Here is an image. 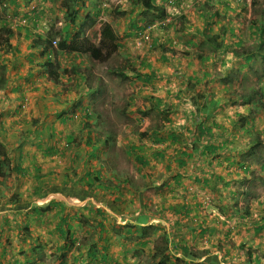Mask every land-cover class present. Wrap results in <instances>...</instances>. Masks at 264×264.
Here are the masks:
<instances>
[{"label":"rangeland","instance_id":"1","mask_svg":"<svg viewBox=\"0 0 264 264\" xmlns=\"http://www.w3.org/2000/svg\"><path fill=\"white\" fill-rule=\"evenodd\" d=\"M205 1L216 6V16H211L208 21L203 20L202 17L190 20L175 17L171 27L166 31L153 28L157 35L153 37L156 44L150 50L147 45L136 42V37L128 38L126 41H124L125 37H122L120 42L119 39L117 41L119 47L111 55L102 61L90 59V62H93L90 67L92 74L85 79L80 77L84 73V63L78 65V60H76L80 74L77 76L78 79L71 68L75 64L69 57H61L57 62H54L56 73L59 77L63 75L66 80L63 85L70 86L69 89L71 92L73 91L66 99L70 101L74 99L78 103L76 102L74 113L76 117H69V120L63 124L66 133H60L63 136L55 143L58 146L54 147L59 156L58 161L55 162L58 172L57 176L52 175L51 177H55L56 181L53 182L54 185L46 187L41 198H38L37 204L44 206L53 201L52 199L55 197L59 196L62 199L64 196L52 194L53 191L68 194L69 196L64 197L65 201L60 206L62 210L57 207L44 212L43 220L48 221L52 226L58 220L56 212H62L63 215L68 216L67 222L75 231V239L68 241L58 239L55 234L49 233V229H51L49 226L40 232L38 230L39 238H46L51 247L68 245L67 251L61 249L47 254L48 264H50L51 256H56L54 259H61L59 253H64L63 250L66 252V259L71 264H88L89 261L92 264H99V255L109 254L108 250L103 252L104 249H100L99 245L105 246L111 243H115L118 247L120 243H125L124 247L130 252L140 253L139 257L147 254L146 246L149 244L150 254L143 255L139 264L161 262L168 251L169 254L176 253L179 258L174 259V264H264V227L257 231H250L249 227L256 229L258 227L254 226L256 224L252 222H246L248 227L244 229V232L237 231L241 225L238 224L240 219L233 218L232 215L239 214L240 211L246 214L248 211L237 209L228 214V208H225L226 211L221 210L223 214L227 215L218 211L222 199L229 196L228 192L237 190L235 180L239 181L244 176H250L252 182L257 184L254 187V192L258 193L257 196L249 199L250 218L264 224V191L260 190L261 186L264 187V177L260 181L256 176L259 171L257 166L264 160V144L258 150L255 145H248L251 143L252 136L253 138H264V121L260 126H256L252 135L236 132L237 135L230 147H221L219 152L214 155L201 158L200 152L194 153L188 158L183 156L186 161L184 167H178L176 163V151L179 155V149L183 147H187L189 151L192 148L200 149L201 143L195 130L196 121L190 122L189 128L191 129H187L185 126L188 124L183 120L184 114L200 112V102H198L200 98L197 97V93H193L189 106L185 108L186 105L182 104L184 101L181 99V93L177 92V89L190 83L184 73L188 62V58L184 56L186 51L192 53L190 57L193 58L189 59L193 60L195 64L198 61L197 65H200V60L196 58L199 48L200 52L206 54L211 50L221 48L215 53L211 52L209 60L211 69L207 71L209 76L212 74L220 79L226 75H232V80L229 83L230 89L234 87V89L240 90L242 86L245 89L253 87L255 84L259 85L264 81V57L247 62L245 55H242L243 53L249 54L251 47L255 44V39L258 41L257 35L251 29L253 27L252 20L254 15L264 14V0H189L187 6L193 5L192 10L196 13L197 4L205 3ZM45 11H48L47 14L50 13L46 6H39L40 13L47 15ZM121 12L122 10L115 0L108 1L106 17L109 22L101 17L102 21H99L91 30L90 40L95 46H99L100 27L104 23H109L113 27L115 22L113 19L116 16H123L124 13L121 14ZM59 13L60 11L52 12L48 17L53 20L57 19L58 15L59 17L64 16V13ZM161 14L158 11L153 16ZM79 18L80 22L77 21V25H74L76 28H69L68 35H73L81 29L80 25L85 16L82 15ZM141 18L140 23H143L146 17ZM14 22L17 23L18 20ZM20 25L22 26V24ZM62 27L54 29L58 30L56 36L59 37V40L63 33V30L60 29ZM113 30L119 38L124 26L120 24L116 31L114 28ZM200 31L206 33L205 38L211 39L214 43L207 40L200 43ZM195 45H200V47ZM6 48L9 49L5 43H0V84L2 85L0 100L6 96V89L3 86L6 87L10 80L8 61L12 64L13 60L12 56L9 58L3 56ZM218 52L220 53L217 56ZM102 54H105V50L102 51ZM76 69L78 68L76 67ZM46 77L51 78L48 74ZM46 77L45 79H47ZM44 85H46L45 81ZM60 87L62 89V84ZM45 89H48V92L44 93L43 98L47 102V99L50 98L49 95L54 93L49 91L51 88ZM27 105L24 101L21 108L25 109ZM3 107L0 103V109ZM72 107L73 103L68 108L69 112ZM244 107L241 109L243 110ZM86 108L89 109V114L96 112L103 114L105 121L98 122L94 119L92 123L93 125L98 124L99 130L107 131L108 137H110L108 147L104 146L97 150L99 159L93 161L88 160L87 153L90 150V147L86 145L89 140L87 135L89 124H86L87 118L83 115ZM233 110L234 106H226L221 113L224 115ZM256 114L264 117V105H258ZM168 130H174L176 135H179V145H177L178 140L174 143L159 141V139L165 140ZM97 133L92 131V140ZM61 143H68V146ZM51 147L52 145L49 147L48 144L46 150ZM148 147H154L159 151L166 150L167 158L160 159L162 164L156 167L139 170L135 158L146 152ZM246 147L252 148L256 153L249 155L243 152L242 149ZM172 148L177 149L173 150ZM170 155L173 157L171 158ZM211 158L213 161L209 162ZM243 158L244 160H241ZM215 160L222 163L218 166L220 173L222 175L229 174L232 178L224 176L219 182L220 187L214 173L211 172L212 169L207 166V164L215 166ZM107 161L110 162V168L106 167ZM238 161L249 166L247 172L237 167L226 169L229 163ZM90 166L93 170L99 169L101 175L99 178L93 175L91 182L85 180L84 177L85 168L88 171ZM167 166H170V170ZM9 168L10 163L4 162L1 165L0 173L3 171L5 175L2 176L3 181H8L11 178L8 175ZM206 171H210L211 174ZM262 173L264 175V171ZM48 178L50 181V176ZM201 179H209V182H200ZM10 183L8 187L11 186ZM40 185L43 183L38 181V186ZM123 191L126 195L124 197ZM85 194L93 198V203L85 200L87 197H84ZM188 203L190 206L187 207L190 213L189 210H187V214L180 213L179 211H182ZM109 206L114 208H109L110 212H107L104 207ZM55 209L58 210L55 212ZM67 209L69 212H65ZM160 213L163 214L162 217L159 216ZM76 214L86 217L85 225L79 222ZM205 214L216 215L214 220L225 229V232L204 233L205 235L200 233V236L204 235L200 237V243L197 242L189 246L191 247L190 253L183 252L176 243V225H185L188 231L185 236L190 239L194 234L193 226L200 224V217ZM166 217L170 218L166 219ZM99 223L103 224L102 227ZM137 228L139 231H136ZM189 230H191V236ZM97 231L101 232V237H98ZM4 238L6 237L2 231L0 242ZM192 240L195 242L194 239ZM72 241H74L73 245L69 247ZM46 248L48 247L46 246ZM90 248H93L96 256L89 255V251H92ZM21 251L19 250L18 253ZM38 256L40 262L46 261L44 252L40 251ZM128 263L126 262V264Z\"/></svg>","mask_w":264,"mask_h":264},{"label":"crops","instance_id":"2","mask_svg":"<svg viewBox=\"0 0 264 264\" xmlns=\"http://www.w3.org/2000/svg\"><path fill=\"white\" fill-rule=\"evenodd\" d=\"M66 1L67 0H0V33H4L7 29H9L11 32L9 43L11 45L13 44L11 49L6 48L5 53L3 52V56L5 58L12 56L13 60L12 64L8 61V69L11 74L10 80L8 81L6 87L3 86V88L6 89V96L0 100V103L4 106L3 109H0V169L4 162L10 163L8 175L11 177L10 180L8 179V181H3L2 176L5 175L3 171L0 173L3 174L0 175V234L3 231L6 237L0 242V264H48L47 254H52L53 251L57 252L61 249H66L67 251L66 245L63 247H51L46 238H39L38 230L40 232L49 226L51 227V229H49V233H53L52 235L55 234V236L60 239L59 233L56 231V223L63 214L62 212H56L58 209L60 210V208L55 209L58 220L52 225L53 227L48 221L43 220V213L39 216L41 222H38V207L41 208L43 205L41 206L37 203L39 200L38 198L43 195L46 187L48 185H54L53 182L56 181V179L51 176H57L56 174L58 172L55 162L58 161L57 159L59 156L56 152H51L53 151L52 148L46 150V146L49 144L50 147V145L55 144V139L61 138L63 136L61 134L66 133V129L63 124L69 120L68 118L71 114L73 116L76 111L75 107L77 106L78 101H75L74 99H71L72 101L66 99L70 96L69 94L73 93V91L71 92V89H69L70 86L68 87L63 85V82L66 81L65 78H63V75H60L58 78L59 82L58 80L54 82L46 77L47 72L43 63L46 58H48L50 48L45 53L42 52L40 48L37 47L36 49L32 46L37 37H43L49 29L53 33L57 34L58 30L55 31L54 29L59 26L64 27L66 25L67 22L64 19V16L59 17L57 14L58 18L53 20L48 17L49 14L55 11H60L59 14L64 13V4ZM108 1L109 0H78V6L76 5L77 8L80 7V13L78 14H80V16H86V14H88L90 18L94 20V24L91 27H82L78 30L83 37H87L89 39L91 38V30L97 23H99V21H102L101 17L105 18V21L109 22L106 17V7L108 6ZM151 1H154L155 3V8L152 10L149 9V6H145L144 3H146L147 0H115L120 10H122L121 14L124 13L123 16H116L115 19H113L115 22L112 28H114L115 31L118 29L120 24L124 26V33L122 32L119 36V42L122 37H125L124 41L131 37L132 29L130 27H132L135 23H140L142 19L141 17L152 18L153 14L159 11L158 6H160V4L165 0ZM188 1L189 0L184 1L186 5L184 4L185 6L181 11V14L183 13L189 20L195 18L200 19V17H202L203 20L206 19L208 21V18L213 15L216 16L217 14V9H215L216 6L214 4H210L208 1H205V3L197 4L198 10L195 11L197 13V15H195L196 13L192 10L193 5L190 7L187 6ZM33 6H46L50 13L47 14L48 11H45L47 15L40 12L33 14V10L31 11ZM210 9L213 11H208ZM99 11H101V13H99ZM15 20H18V22L15 23ZM80 20L81 19L78 17L75 25H77V21L80 22ZM20 24H22L23 27ZM2 28H5V30L2 31ZM62 28L60 29L62 30ZM69 28L74 29L76 26H71ZM65 33L66 32L63 30V33H61L62 37L60 36L61 39H65ZM200 33V43L205 40H211L205 38L206 33L203 31H200ZM1 39L2 37L0 40ZM55 39L59 40V37L56 36ZM220 49L221 48H216L211 50V52L215 53ZM211 52L207 54L205 52H200V65H197L198 61L195 64L193 60L189 59L193 58L190 57L192 54L191 52L186 51L184 53V56L188 58V62L184 68V73L190 83L182 86L181 89H177V92L181 93V99L184 101L182 104L186 105L185 108L189 106L193 93H200V100H198V102H200L199 115L196 116L191 113L184 114L183 120L188 124L185 128L191 129L189 128L190 122H198L200 119V125H205V128H201L203 133L205 129L209 127L214 135L212 136V139L213 137L214 139L210 140V142L212 141V147H209L210 142L206 140L204 134L202 138L200 137L201 158L214 155L219 152V148L221 147H230L233 143L234 137L237 135L236 132H241L245 135H252L255 132L256 126H260L264 121V117L256 114L258 105H264V81H262L259 85H255L256 95L260 98L261 102H259L254 110H252L249 104H244L242 96L246 90L248 91L249 88H254V86L246 87L245 89L242 86L240 90L234 89V87L233 89H230V82L225 85L220 82V77L216 78L212 74L209 76V72L207 70L211 69V62H209L212 55ZM219 53L220 52L216 55L218 56ZM53 57L54 59L52 60ZM61 57H69V59L73 61L75 65H72L71 68L74 71L75 77L80 75L76 60H78V65L84 63L86 69L91 66L89 57H86L85 55L80 57L78 54L68 55L64 51H57L56 53H53V56L50 59L51 61H57L61 59ZM160 57L162 58V55H160ZM76 67L78 69H76ZM45 77L47 79H45ZM207 80L210 81L206 82ZM44 81L46 82V85H44ZM61 84L62 89L60 87ZM45 88H51L49 91L54 93L49 95L50 98L47 99V102L46 99L43 98L44 93L48 92V89ZM209 93L211 94L209 95ZM24 101H26L28 105L25 109H22L21 106ZM72 103L73 107L70 110V114L68 108ZM214 104H216V106L212 107ZM226 106H234V110L230 113L226 112L222 115L221 112ZM243 106L245 107L242 110L241 107ZM209 112H211L213 116H210ZM101 116L102 120L105 121V117L102 113ZM255 138L252 136L250 139L251 143L248 145H255L258 150L263 143H254ZM183 148H185L188 153H199L197 148H192L190 151L187 147ZM242 151L249 155L256 153V151L250 147H246L242 149ZM241 160H244V158ZM212 161L213 159L211 158L209 162ZM215 162V166H212L211 164H207V166L212 169L211 172L214 173V177L219 185V182L222 178H224V176L230 178L231 176H229V174L222 175L220 173V168H218V166H220V164L222 165V163H219L217 160H215ZM160 164H162L161 160H159V162H157V160H151L149 167H156ZM258 165L259 166L257 167H259V171L256 173V176L264 177L262 173V171H264V160H262L261 163L259 162ZM229 167H237L244 172H247L249 169L248 165H243V163L239 161L237 163H229L226 169ZM167 168L169 169L170 166H167ZM84 172L86 175V168ZM206 172L211 174L210 171ZM48 176H50V181H48ZM251 176L256 177L254 175ZM38 181L42 182L43 185L38 186ZM9 182H11L10 187H8ZM200 182L207 183L209 182V179H201ZM235 185L237 190H230V192H228L229 196L222 199V203L219 205L220 209L218 208V211H226L225 208H228V214H230V212L237 209L245 210L247 206L248 210H251L249 199L258 195V193L254 192V187L257 184L252 182L250 176H244L240 178L239 181L235 180ZM39 190L42 192L40 196H38ZM260 190L264 191V187L261 186ZM59 193L61 192H52V194L64 195L62 199L57 196V198L55 197L52 200L57 201L61 206L63 201H65L64 197H67L68 194L65 195ZM86 196L85 200L88 202L93 201L92 197L89 195ZM124 196L126 195L123 191V197ZM187 206H190L189 203L186 204V207ZM188 207L187 210H189ZM109 208L113 209L114 207H104L107 212H110V210H108ZM201 208L200 204V209ZM36 211L37 214H35ZM65 212H69V209ZM221 213L223 214V212ZM193 214L197 215L196 213ZM159 216L162 217L163 214L160 213ZM246 217V221L238 227L237 231L244 232V229L248 227L246 226V222L251 223L249 215ZM168 218L170 217H166V219ZM215 218L216 215L212 214H205V216L200 217V224H195L192 228V232L194 234H192L191 230H189L190 236L192 234V238L190 239L185 236L188 232L187 227L185 225H176L177 237L175 238H177L176 243H178V248L183 246L189 247L197 242L200 243V237L204 236V233L218 234L220 232H225V229L216 223L214 220ZM171 219L173 220V216ZM260 224L264 227L262 222H260ZM102 225L103 224H101V227ZM249 228H251L250 231H254V229H256L253 227ZM71 230L73 231L72 228ZM136 231H139V228H137ZM97 232L98 237H101V232ZM200 233H203L204 235L200 236ZM192 239H194L195 242ZM38 240H40V243H38ZM123 244L125 243H120L119 247L116 246L115 243H111L110 245L107 244L105 246L99 245L100 249H104L103 252L108 250L109 254H100L98 263L126 264V262H129L128 264H139L143 255L148 256L150 254L149 244L146 246L147 254H143L142 257H139L140 253L138 252L128 251ZM46 246L48 248H46ZM189 248L191 249V247ZM19 250L22 251L18 253ZM40 251L44 252L46 255V261H39L38 254ZM48 251L49 253H47ZM63 252L64 253H59L61 259H54L56 256H51L50 264H71L66 259V252L64 250ZM168 252V259L165 264H174V259L177 258L176 253L169 254ZM193 253L195 254V252ZM93 254L89 255L96 256V252H93ZM231 259H233V256H231ZM88 264L92 263L89 261Z\"/></svg>","mask_w":264,"mask_h":264},{"label":"trees","instance_id":"3","mask_svg":"<svg viewBox=\"0 0 264 264\" xmlns=\"http://www.w3.org/2000/svg\"><path fill=\"white\" fill-rule=\"evenodd\" d=\"M145 6H149V9L155 8L154 6V1L151 0H147L146 3H144ZM76 5L78 6V0H67L64 4V19L66 20V25L62 28V30H64L65 33V39H60L59 41H56L55 37H56V33H53L50 29L43 35V37H37V39L33 42V48H40L42 52H47L49 48L53 49V45L52 42H56L57 43V51H64L67 54H87L89 55L92 59H94L95 61H102L103 59H105L106 57H108L109 55H111L118 47V43H117V36L114 32V30L112 29L111 25L108 23H104L101 27H100V41H99V46H95V44L88 38H84L81 33L79 31L75 32L73 35H68V29L71 26L75 25L76 19H78V17L80 16V7L77 8ZM38 7V8H37ZM159 11H160V7ZM33 10V14H36L37 12L39 13V6H33V8L31 9V11ZM161 15L157 16L155 15L152 16V18L147 17L145 19V21L143 23H135L133 24L132 27H130L132 29V33L131 36H133V32L135 30L143 32L145 30H149L151 28L152 25L157 24L159 22V20L161 19ZM25 19V18H23ZM156 19V20H155ZM181 19H186V17L184 16V14L181 15ZM94 24V20L92 18H90V16L88 14H86L83 23L81 24V28L82 27H86L89 28ZM252 26L251 29L254 30L255 34L258 37V41L257 39H255V44L253 47H251L249 54L247 53L246 55V60L250 61L252 60V58H261L264 57V14L260 15H254L253 20H252ZM159 29H161L162 31H166V27L159 25L158 26ZM2 31L5 30V28L1 29ZM10 30L7 29V31H5L4 33H0V38L2 37V39L0 40L1 43H5L7 45L8 48L11 49L12 45L9 43V38L10 36ZM147 34L150 35V39H151V47L154 48L155 44H156V40L155 38H153V34L151 33V30L147 32ZM209 42L212 43V40H210ZM217 44V43H216ZM144 45H147L144 42ZM220 45V43H219ZM218 45V46H219ZM198 48L200 47V45H195ZM150 46H148V50L151 49ZM220 47V46H219ZM105 50V54H102V51ZM199 54H197V56L200 58V48L198 51ZM43 66L46 68V72L47 74L51 77L52 80L57 81L59 76L56 73V68L55 65L53 64V62L51 63L49 58H46L45 62L43 63ZM85 76L89 75V71H86ZM148 78V77H147ZM221 83L223 84H228L229 82H231L232 80V75H226V77L219 79ZM258 85V84H255ZM2 85L0 84V87ZM255 87L254 88H249L248 91L246 90L245 93L242 96L243 102L244 104H249L252 108V110H254L257 105L259 104L260 98L256 95L255 92ZM197 97L200 98V93H197ZM216 104H214L212 107H215ZM200 113V112H199ZM196 116L199 115L198 113H194ZM83 115L85 116V118H87L86 120V124L88 123V128L87 129V135H88V142L86 143V145H88L90 147V151L88 154V159L90 160H97L99 159V155L97 150H99L101 147H104L108 144L109 140H108V136L109 133L107 131H105L104 129L99 130L98 124L93 125L92 122H94V119H96L98 122L99 121H103L102 120V116L101 113L96 112L95 114H89V109L86 108V111L83 112ZM210 116H213L212 113L209 114ZM195 130H196V134L198 136V139L204 134V136L206 137V140L210 142V140L212 139L213 133L211 132L210 128L207 127L203 133L202 129L205 128V125H200V119L198 120V122H195ZM202 128V129H201ZM93 132H98L95 135L94 140L93 137H91V133ZM167 137L165 138V140L163 139H159L160 142H164L167 141L169 142H177L176 140H178L177 145L180 144L179 142V135L171 130L167 131ZM108 137V138H107ZM214 139V137H213ZM212 139V140H213ZM59 141V139H55V143H57ZM158 141V140H156ZM212 142V141H211ZM210 142L209 147H212V143ZM255 142L260 143L262 142L264 144V139L261 140L260 138H255ZM63 144V143H61ZM55 145H52V150L51 152H56L55 150ZM63 145H67L68 143H65ZM101 145V146H100ZM56 147H58L56 145ZM133 149H135V147H133ZM173 150H176L177 148H172ZM180 150V154L178 155V151H177V155L176 157V163L178 167H184V165L186 164L185 161V157H189L192 156L193 153H188V151H186L185 148H181ZM200 152V149H198ZM146 152H144L141 155H137L136 156V161L139 164V170L149 167L150 165V161L151 160H160V159H165V157H167V153L166 150H161L159 151L158 149H154V147H148L145 150ZM171 158L173 157V155H170ZM185 156V157H183ZM170 158V157H169ZM135 161V162H136ZM109 166L108 162H106V167ZM93 175H95L97 178H99L100 175V170H93L92 166H90L89 170L87 171L86 175H85V180H88L89 182H91V177L93 178ZM42 177V176H41ZM259 180L261 181L263 177L258 176ZM40 180V179H39ZM45 188V187H44ZM106 189H110V188H106ZM41 191H38V196L41 195ZM73 194V193H72ZM84 197H86V194L84 195ZM60 208V205L57 201H51L50 203H48L47 205H44L43 207L39 208L38 207V222H41L39 219V216L42 215V213L44 214V212L46 211H50L52 208ZM184 212V214H187V207L184 206L182 211ZM178 213V211H177ZM35 214H37V211L35 212ZM187 216V215H186ZM76 217L78 218L79 222L82 225L86 224V217H84L82 214H76ZM67 215H62L59 219V221L56 223V231L59 233V236L62 240L68 241V240H74V236H75V231L71 230L70 225L67 222ZM102 224V223H99ZM79 227H82L81 225H79ZM261 229V227H258L256 229L259 230ZM73 242L69 245V247H71L73 245ZM66 247H68V245H66ZM183 252H189L191 251V249L189 247L183 246L181 247ZM89 251L90 254H93V252H95L93 250V248H90ZM94 255V254H93ZM167 254H165L163 256V259L161 262H158L157 264H165L167 258ZM179 258H176V260ZM30 263V262H29ZM31 264V263H30ZM185 264V263H184Z\"/></svg>","mask_w":264,"mask_h":264},{"label":"clouds","instance_id":"4","mask_svg":"<svg viewBox=\"0 0 264 264\" xmlns=\"http://www.w3.org/2000/svg\"><path fill=\"white\" fill-rule=\"evenodd\" d=\"M185 0H165V1H163L161 4H160V6H158V7H160L161 9H160V11L159 12H161L162 14H161V19L159 20V22L157 23V24H154V25H152L151 26V28L149 29V30H145V31H143V32H140V31H137V30H135L134 32H133V36H131L130 38H133V37H136V39H135V41L136 42H141L143 45H144V42L147 44V46H150L151 47V45H150V43L152 42L151 41V39H150V35L149 34H147V32L148 31H150L151 30V33L153 34V36L152 37H154V36H157L156 35V33H154V31H153V28H157L158 30H161V29H159L158 28V26L159 25H161L160 24V22L162 21V20H165V19H169V21H168V23H167V25L165 26L166 27V30H167V28H170L171 27V25H172V23H173V21H174V18L177 16L178 18H181V15L183 14H181V11L184 9V6L186 5V3L184 2ZM209 2V1H208ZM185 4V5H184ZM152 9H154V8H152ZM151 9V10H152ZM156 20V19H155ZM109 24V23H108ZM113 29V28H112ZM162 31V30H161ZM116 34V33H115ZM117 36V35H116ZM84 38H87V37H84ZM89 39V38H88ZM118 36H117V41H118ZM57 41V40H56ZM118 43V42H117ZM52 45H53V49H51L50 48V51H49V55H48V58L50 59L52 56H53V53H56V50H57V43L56 42H52ZM118 47H119V44H118ZM117 47V48H118ZM197 54H199V53H196V58L198 59V60H200V58L197 56ZM78 55H80V54H78ZM82 55H85L86 57H89L90 59H92L89 55H87V54H81L80 56H82ZM238 55H240V54H238ZM242 55H245L244 53L242 54ZM246 55H247V53H246ZM246 55H245V57H246ZM54 58V57H53ZM52 58V59H53ZM257 58V57H256ZM255 59V58H254ZM92 60H94V59H92ZM50 61H51V59H50ZM53 62V64L55 65V63L54 62H57L56 60L55 61H51V63ZM92 63L93 62H90V64L92 65ZM91 67V66H90ZM89 71V75L90 74H92V72H91V69L90 68H87V69H84V73L86 72V71ZM82 74L81 75V77H82V79H85V78H87L88 76H85V74ZM50 80H52L51 78H50ZM52 81H54V80H52ZM54 82H56V81H54ZM75 113V112H74ZM72 116V114L70 115V117ZM73 117L75 118L76 117V115L75 114H73ZM92 134V133H91ZM90 134V135H91ZM110 138V137H109ZM109 138H108V140H109ZM109 143V142H108ZM108 145L109 144H107L105 147H108ZM63 147V146H62ZM90 151V150H89ZM89 151L87 152L88 154H89ZM105 159V158H104ZM88 160H90V159H88ZM90 161H93V160H90ZM108 162V164H109V166H107V168H110L111 167V165H110V162L109 161H107ZM92 165V164H91ZM246 211H248V212H246V214L244 213V212H242V211H240L239 212V214H236V215H232V217L233 218H238V219H240L239 221H238V224H242V222H244V220L247 218L246 216H248L249 215V217H251L250 216V210H248V206L246 207V209H245ZM251 219V222L253 223V224H256L257 226L256 227H263V225L262 224H260V222L258 221V220H255V219H253V218H250ZM255 231H256V229H254ZM251 257V256H250Z\"/></svg>","mask_w":264,"mask_h":264},{"label":"built area","instance_id":"5","mask_svg":"<svg viewBox=\"0 0 264 264\" xmlns=\"http://www.w3.org/2000/svg\"><path fill=\"white\" fill-rule=\"evenodd\" d=\"M168 21H169V19L167 18V19H165V20H162V21L160 22V24H161L162 26H166L167 23H168Z\"/></svg>","mask_w":264,"mask_h":264}]
</instances>
